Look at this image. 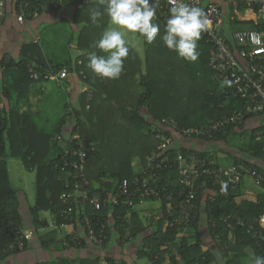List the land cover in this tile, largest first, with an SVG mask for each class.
<instances>
[{"label": "trees", "instance_id": "1", "mask_svg": "<svg viewBox=\"0 0 264 264\" xmlns=\"http://www.w3.org/2000/svg\"><path fill=\"white\" fill-rule=\"evenodd\" d=\"M28 2L25 7L27 18L37 12L41 14L44 4L57 2L60 9L66 6L74 7L71 22L79 29L71 39L76 42L75 48L82 53L77 57L69 55L64 63L56 62L47 59L42 42L31 41L22 46L18 60L12 57L8 60L7 56H4L0 63V66L5 67L0 81V94L10 101V105L0 110V264H8L11 257L29 247L26 236L22 248H13L26 233L22 216V206L24 207L25 203L22 204L18 191L11 183L7 163L9 157L20 159L27 170L36 172L35 203L29 206V213L36 228L44 222L40 220L43 212L56 215L58 225L79 226L61 213L65 206L60 195L67 188L60 178L63 150L60 139L66 119L72 121V131L80 127V134L86 140L88 178L100 189L113 191L123 179L143 175L138 172L136 162L144 165L147 155L158 147L160 139L155 135L163 131L159 125L163 119L167 120L166 126L175 123L179 128L200 127L233 114L238 107H244L248 102L247 98L231 93L230 88L211 67L210 50L213 44L206 32L201 34L197 42L199 57L195 62H191L164 45L162 37L165 34V26L159 24L160 32L152 43H148L141 35L144 41L143 55L129 45V55L124 60V71L119 79H109L87 67L90 52L108 55L95 46L102 33L108 29L111 20L105 11L106 4L99 3V0ZM252 7L255 12L258 11L257 4L254 3ZM247 8L249 6L245 4L238 6L239 10ZM93 9L103 13L95 24L90 19V11ZM231 10L233 11L232 5ZM235 20L237 24L242 23ZM249 25L247 28L262 32L264 37V20L249 22ZM229 42L232 43L231 40ZM234 48L236 51L242 48L249 50V47L237 44H234ZM251 59L254 60L253 57ZM261 61L264 62V58ZM29 62H36L37 68L42 70L67 66L70 72L76 70L81 78L84 76L80 71L85 73L84 81L89 89L81 95L80 107H75L69 115H64L54 133L39 127L32 112L23 109V99L29 97L30 86L36 82L29 76ZM88 91L93 94L89 101ZM153 126H156L155 131ZM166 133L170 134V131L166 130ZM236 136H240V140L235 139L231 146L237 148V152H228L233 163L245 164L264 173V120L256 114L246 116L240 124L226 126L213 137L188 139L182 134H177L171 150L173 153L195 152L217 158V151L228 147L231 139ZM194 142L202 143L203 148L192 146ZM231 148L230 150H236ZM53 150L57 151L54 158L51 157ZM175 170L173 163L165 164L163 169L156 173L157 178H162L161 182H167L169 179L172 182V178L176 179L178 176ZM244 187L245 183L242 181L236 188L230 189L228 195L223 196L204 177L196 187L195 202L198 205V213L191 227L184 231L187 235L172 221L173 218L164 212L163 218L154 225L153 232L149 231L143 237V248L138 252V257L147 261L156 257L155 264H245V257L250 251L264 256V246L256 242L248 227L240 226L237 222L239 217L253 218L264 212V193H258L255 198H248ZM208 195L214 196L215 200L206 199ZM110 210L113 213L111 218L108 215ZM87 213H95L93 222L98 220L99 223L107 224V220L110 221L105 229L107 238L104 246L108 244L114 232L123 240H129L148 229L138 211L123 203L117 206L107 204L99 211L90 206ZM213 222L216 223L215 227ZM206 234L210 235L213 245L207 246ZM41 240L42 246L49 248L56 241V235L49 232ZM86 242L90 241L85 235L65 237V243L72 247H82ZM175 251L180 260H177ZM115 261L113 258L109 259V262ZM118 261L119 264H124ZM35 264H66V261L57 258ZM81 264H100V259H84Z\"/></svg>", "mask_w": 264, "mask_h": 264}, {"label": "built area", "instance_id": "2", "mask_svg": "<svg viewBox=\"0 0 264 264\" xmlns=\"http://www.w3.org/2000/svg\"><path fill=\"white\" fill-rule=\"evenodd\" d=\"M28 1L15 0V8L19 11L16 15L19 23H23L27 18L25 7L28 6ZM184 2L202 8L207 14L210 24L205 32L213 44L210 50V65L216 70L223 83L230 88L231 93L239 94L248 99L247 105L238 107L233 114L213 120L200 127L179 128L175 123L166 126L167 120L163 119L159 123L163 131L157 132L155 135L156 138L160 139L158 147L147 155L145 164L139 165L137 168L138 172L143 175H137L132 179H123L113 191L100 189L92 184L88 178L86 173L88 147L85 138L80 134V127H77L75 131L70 130L67 136L61 138L63 150L61 152L62 174L60 178L67 188L60 195L65 206L61 213L72 220V223L83 227L85 236L96 246H104L107 238L105 229L110 221L107 220V224L105 222L99 223L98 220L93 222L92 217L95 213H87V208L90 206L95 211H99L105 208L107 204L117 206L123 203L136 208L146 201H157L162 207L164 206V212L171 216L172 221L179 225L184 232L191 227V223L197 216L196 187L204 177L223 196L228 195L230 189L236 188L248 176L253 179L258 187L263 188L264 173H260L245 164L231 163L223 166L217 158H210L195 152L181 153L177 151L173 153L171 150L177 134H182L188 139L213 137L230 124H240L246 116L256 114L257 117L259 116L264 120V62L261 61L264 58L263 33L252 28L235 30L231 42L249 47V50L242 48L240 51H236L234 44L217 31L223 20L220 3H205L203 0H184ZM228 2L235 11L239 10L240 4L253 8L252 5L255 3L259 6L258 11H256L258 18L264 20V0H229ZM58 6L57 2L44 4L41 13L46 14L52 10H58L60 9ZM170 7L169 0H159L157 18L154 22L159 23L162 27L165 26V21L170 15ZM8 11V0H0V26L4 23ZM252 57L254 60L251 59ZM7 59L9 60L10 57L7 56ZM79 64H81V60H79ZM4 69L5 67H0V81ZM27 70L33 81H54L58 84L68 79L70 73L67 66L42 70L37 68L36 62L27 63ZM80 74L85 78L83 70L80 71ZM92 97V92L88 91V101ZM5 107H7L6 98L1 93L0 110ZM87 107L89 108L90 105L88 104ZM70 111L72 112L73 108L69 109ZM155 130L156 126H153V131ZM166 130L170 131V134H167ZM170 162L174 164L178 176L176 179L172 178V182H170L171 179L167 182H161L163 179L159 176L157 178L156 173ZM205 198L210 201L215 200V197L211 195ZM108 215L110 218L113 216L112 210L109 211ZM237 222L240 226L248 227L256 242L264 246V212L258 217L247 219L239 217ZM212 225L215 227L216 223L213 222ZM184 233L187 235L186 232ZM26 236V233L23 234L13 248H22ZM175 254L177 260H180L177 251ZM155 260L156 257L147 261L146 264H155ZM107 264H119V261L116 260Z\"/></svg>", "mask_w": 264, "mask_h": 264}, {"label": "crops", "instance_id": "3", "mask_svg": "<svg viewBox=\"0 0 264 264\" xmlns=\"http://www.w3.org/2000/svg\"><path fill=\"white\" fill-rule=\"evenodd\" d=\"M208 1H214L222 5L223 20L218 27V31L221 35L230 40H232L235 30L249 27V22L257 23L260 21V18H258V15L251 7L237 11L233 9L232 11L231 5L228 2L229 0H205V2ZM8 4V15L4 23L0 26V63L4 56H9L18 60L21 56L22 46L26 43L31 41L42 42L43 36L38 28L43 27L44 24L52 19L57 23L58 21L63 23L66 21L67 24L64 26V29L67 30V33L66 38L63 40L64 44L62 49H60V52L58 53H52L48 50V43H44L45 45L42 43L47 59L64 63V60H66L69 55L77 57L82 53L81 51L76 50V48L74 50L73 45L76 44V42L71 39L73 34H77L76 32L79 29L77 25H74V23L71 22L74 7L66 6L58 10H52L46 14L35 13L32 17L26 18L23 23H19L16 17L17 11L15 8V0H8ZM235 19L242 23L237 24ZM41 30L43 32V28ZM140 55H143V53H140ZM51 83L56 82L44 81L32 83L28 95L29 97L23 99L22 106L24 110L37 112V114L41 111L43 114L46 101L52 97H50V94L56 87L58 94L60 92L58 88H63V83H66L64 93L67 97V101L64 103V110L60 112L57 121H55L56 126L54 129L56 130L64 115H69V109L80 107L81 95L89 88L86 85L84 78H81L76 70L71 71L68 79L64 80V82L62 81L60 84L56 83V86L54 84L52 86ZM6 104L7 106L10 105V101L7 98ZM120 122H123V120H120ZM71 125L72 121L66 119L65 125L62 129L61 138H64L69 134ZM235 139L236 138L231 139L228 147H223L222 150L217 151L216 156L218 162L220 161V155H223L222 159H227L229 158L228 152L233 154L237 152V148L231 146ZM191 145L198 149L203 148V144L199 142H194ZM206 145L211 147L209 143ZM231 147L236 150H230L232 149ZM212 149H214V147ZM219 163L223 165L221 162ZM243 182L245 183L244 192L248 198H255L258 193H264V189L258 187L250 176L246 177ZM135 209L138 211L143 223L148 226L146 232L129 240H123L118 233L114 232L106 246L101 247L86 242V245L82 247H72L65 243V237L67 235L84 237L85 234L83 227L72 224L58 225L56 222V215L46 212V216L41 213L40 220H43L44 222L41 223V226L36 228L33 224L32 217L30 216L29 207H26L24 208V211H22V216L25 212L26 217L23 216V222L29 240V247L26 251L11 257L8 264H35L42 261H52L57 258L65 259L66 264H81L84 259H100V264H107L109 259L112 258L120 260L124 264H146L147 260L138 257V252L143 248V237L146 236L149 231L153 232L154 225L163 218L164 211L160 202L157 201H146L145 203L138 205ZM205 229L206 228L204 227V230ZM49 232H53L56 235V241L49 248H44L42 246L41 238ZM209 236V234H206L205 240L207 246L213 245V241ZM250 253H253V251H250ZM250 253L245 257V264H253Z\"/></svg>", "mask_w": 264, "mask_h": 264}, {"label": "clouds", "instance_id": "4", "mask_svg": "<svg viewBox=\"0 0 264 264\" xmlns=\"http://www.w3.org/2000/svg\"><path fill=\"white\" fill-rule=\"evenodd\" d=\"M159 0H99L106 4V13L119 28L106 29L96 42V47L108 53L107 56L88 54L87 67L94 73L109 79H119L124 71V60L129 55V42L125 31L139 33L148 43H152L160 32L157 18ZM169 17L162 37L169 50L177 52L185 60L195 62L199 53L197 42L201 34L208 30L210 21L205 11L184 0H169ZM103 15L98 10L90 11V19L95 24ZM123 29V30H121ZM253 264H264V256L250 253Z\"/></svg>", "mask_w": 264, "mask_h": 264}, {"label": "rangeland", "instance_id": "5", "mask_svg": "<svg viewBox=\"0 0 264 264\" xmlns=\"http://www.w3.org/2000/svg\"><path fill=\"white\" fill-rule=\"evenodd\" d=\"M65 20V19H63ZM58 21V20H57ZM62 21V20H60ZM55 20L48 21L43 27H39L40 33L43 36L42 43H48V50L52 53L60 52L62 46L64 44L63 40L66 38L67 30L64 29V26L67 24L66 21L54 23ZM43 28V32L42 29ZM110 28H119L118 25H115L110 20L108 29ZM46 29V31H45ZM49 30V33H48ZM123 30V29H121ZM125 31V39L128 40L129 45L135 48L139 53L144 52V41L143 37L139 33H132ZM48 33V34H47ZM45 45V44H44ZM74 46V45H73ZM75 50V46H74ZM77 50V49H76ZM64 82V81H63ZM56 83H51L53 86ZM66 83H63V88H58L60 91L57 94V87L55 90L50 94L51 99L46 101V105L44 106L42 112H32L33 118L36 120V123L39 127L43 128L44 130L54 133V128L56 126L57 117L59 116L60 112L64 110V103L67 101V97L65 95L64 87ZM56 86V85H55ZM46 111V114H45ZM48 115V119H47ZM236 139L240 140V136H236ZM211 148V147H209ZM57 155V151L53 150L51 152V157L54 158ZM223 155H220V161L223 165H229L233 163L232 158L222 159ZM139 162V161H137ZM136 162V167L138 168L139 164ZM9 173H10V180L12 185L18 191V195L22 204L25 203L24 207L22 206V211L24 208H28L29 206L35 203L36 198V172L34 170H27L20 159L9 157L7 158ZM261 188V187H260ZM48 213V212H47ZM46 212H43L42 215H47ZM26 217L25 212L23 213Z\"/></svg>", "mask_w": 264, "mask_h": 264}]
</instances>
